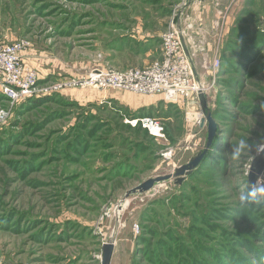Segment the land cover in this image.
<instances>
[{"label":"rangeland","instance_id":"rangeland-1","mask_svg":"<svg viewBox=\"0 0 264 264\" xmlns=\"http://www.w3.org/2000/svg\"><path fill=\"white\" fill-rule=\"evenodd\" d=\"M174 23L194 51L216 50L193 57L217 134L181 183L127 197L205 151L199 95L66 84L153 63ZM14 43L37 80L11 87L0 72L1 264H102L113 236L112 264H264V193L251 195L264 172L249 178L264 147V0H0V46ZM138 116L165 137L128 124Z\"/></svg>","mask_w":264,"mask_h":264},{"label":"built area","instance_id":"built-area-1","mask_svg":"<svg viewBox=\"0 0 264 264\" xmlns=\"http://www.w3.org/2000/svg\"><path fill=\"white\" fill-rule=\"evenodd\" d=\"M162 47L160 59L145 67L125 71L94 69L84 80H73L66 86L132 92L142 96L161 97L168 103L197 98L202 85L196 77L193 54H188L183 46L178 24H172L163 36ZM22 49V43L0 46V72L3 73L8 86L24 89L36 82L37 74L21 65ZM58 89L59 87H56V90ZM199 118L202 119L201 113L196 116L198 123L201 122ZM127 122L133 128H143L154 138L162 139L166 135L164 126L148 116L132 117L127 119ZM172 155L171 150L163 153L165 159L171 158Z\"/></svg>","mask_w":264,"mask_h":264},{"label":"water","instance_id":"water-1","mask_svg":"<svg viewBox=\"0 0 264 264\" xmlns=\"http://www.w3.org/2000/svg\"><path fill=\"white\" fill-rule=\"evenodd\" d=\"M181 40L183 43V46L185 48V51L188 54H191L187 48V43L185 41V31H183L181 28ZM195 67V66H194ZM196 73V69H195ZM203 86V85H202ZM203 88V87H202ZM199 98L202 104V108L204 112H208V115L206 118H203L202 123L203 126L205 125L206 121L208 122V130H209V137H208V143L207 147L204 152L200 153L197 157H195L189 164L184 165L180 168H178L175 172L174 175H168V176H163V177H158L155 179H150L146 181L145 183L141 184L137 188L133 189L132 191L128 192L127 197L131 196L132 194H137V193H144L147 191H150L156 184L168 181L171 178H177L178 183H181L183 181L184 176H188L193 173V171L201 164L203 159L205 158L206 154L208 153L210 147L213 144V141L216 137L217 134V124L215 120L212 118L211 113L207 109V101L206 97L203 93V90L199 92ZM264 172V147L260 150L259 155L254 159L251 172H250V184L257 186L258 185V179ZM119 223V219L117 221ZM118 225V224H117ZM115 237L113 236L109 242L105 245L104 248V258L102 260V264H112V258L114 255V250H115V242H114Z\"/></svg>","mask_w":264,"mask_h":264},{"label":"crops","instance_id":"crops-1","mask_svg":"<svg viewBox=\"0 0 264 264\" xmlns=\"http://www.w3.org/2000/svg\"><path fill=\"white\" fill-rule=\"evenodd\" d=\"M182 29H183V31H185V29L182 27ZM187 38L188 37H185V41H186V43H187V48H188V50H189V52L190 53H192V54H196L197 52V50L196 49H200L199 51V54L200 53H202V51L204 52V56H209V57H211V56H214L215 54H216V50H211L212 48H210V47H208L207 45H199L196 49H195V51H194V48L191 46V38L189 39V41L187 40ZM190 42V43H189ZM149 45V44H148ZM195 52V53H194ZM202 56V55H201ZM149 63H151V62H149ZM149 63H146V64H144V66L146 65H148Z\"/></svg>","mask_w":264,"mask_h":264},{"label":"clouds","instance_id":"clouds-1","mask_svg":"<svg viewBox=\"0 0 264 264\" xmlns=\"http://www.w3.org/2000/svg\"><path fill=\"white\" fill-rule=\"evenodd\" d=\"M256 192L264 193V186L256 188L255 191L253 193H251V195L254 196Z\"/></svg>","mask_w":264,"mask_h":264},{"label":"bare ground","instance_id":"bare-ground-1","mask_svg":"<svg viewBox=\"0 0 264 264\" xmlns=\"http://www.w3.org/2000/svg\"><path fill=\"white\" fill-rule=\"evenodd\" d=\"M204 85V84H203ZM204 88V87H203ZM158 189V188H157Z\"/></svg>","mask_w":264,"mask_h":264}]
</instances>
